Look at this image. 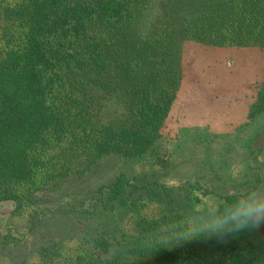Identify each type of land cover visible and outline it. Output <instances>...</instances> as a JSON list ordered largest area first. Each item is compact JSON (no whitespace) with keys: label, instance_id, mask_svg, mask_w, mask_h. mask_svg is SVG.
Segmentation results:
<instances>
[{"label":"trees","instance_id":"trees-1","mask_svg":"<svg viewBox=\"0 0 264 264\" xmlns=\"http://www.w3.org/2000/svg\"><path fill=\"white\" fill-rule=\"evenodd\" d=\"M156 2L161 12L144 27ZM188 38L264 47V0H0V204L41 208L57 182L106 155L150 151L180 87ZM184 188L121 172L90 199L129 207ZM183 220L160 206L117 240L102 229L95 245L46 246L31 264H264L241 241L165 242Z\"/></svg>","mask_w":264,"mask_h":264},{"label":"rangeland","instance_id":"rangeland-1","mask_svg":"<svg viewBox=\"0 0 264 264\" xmlns=\"http://www.w3.org/2000/svg\"><path fill=\"white\" fill-rule=\"evenodd\" d=\"M160 12L157 2L149 3L142 25L149 26ZM182 68L160 137L146 154L106 155L85 175L57 182L50 190L54 197L41 208L18 213L12 202L0 204V264H31L39 249L50 245H95L102 229L117 240L138 217L160 206L187 219L210 198L223 200L227 193L264 186V47L188 38L182 43ZM214 121L225 128L213 130ZM121 172L148 183L185 188L164 202L151 191L129 207L93 206L90 198L96 189ZM188 190L189 198L184 194ZM191 240L218 244L214 239ZM229 241H241L245 249L264 255V225Z\"/></svg>","mask_w":264,"mask_h":264},{"label":"clouds","instance_id":"clouds-1","mask_svg":"<svg viewBox=\"0 0 264 264\" xmlns=\"http://www.w3.org/2000/svg\"><path fill=\"white\" fill-rule=\"evenodd\" d=\"M230 199L210 198L201 210L178 223L165 242L177 245L193 238L227 243L241 232L264 225V186L230 193Z\"/></svg>","mask_w":264,"mask_h":264},{"label":"crops","instance_id":"crops-1","mask_svg":"<svg viewBox=\"0 0 264 264\" xmlns=\"http://www.w3.org/2000/svg\"><path fill=\"white\" fill-rule=\"evenodd\" d=\"M215 120H217V119H215ZM211 128L213 129V130H220L221 129V125L222 124H217V122L216 121H214L213 123L211 122ZM220 126V127H219ZM222 128H225V127H222Z\"/></svg>","mask_w":264,"mask_h":264}]
</instances>
